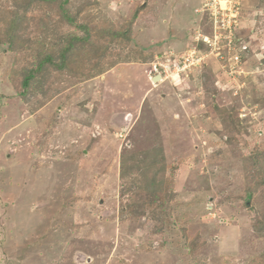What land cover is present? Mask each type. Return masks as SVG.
<instances>
[{"label":"rangeland","instance_id":"rangeland-1","mask_svg":"<svg viewBox=\"0 0 264 264\" xmlns=\"http://www.w3.org/2000/svg\"><path fill=\"white\" fill-rule=\"evenodd\" d=\"M0 264H264V0H0Z\"/></svg>","mask_w":264,"mask_h":264},{"label":"trees","instance_id":"trees-1","mask_svg":"<svg viewBox=\"0 0 264 264\" xmlns=\"http://www.w3.org/2000/svg\"><path fill=\"white\" fill-rule=\"evenodd\" d=\"M134 18H135V15L133 16L132 19H134ZM27 80H28V77H26V78L23 80V84H27Z\"/></svg>","mask_w":264,"mask_h":264},{"label":"water","instance_id":"water-1","mask_svg":"<svg viewBox=\"0 0 264 264\" xmlns=\"http://www.w3.org/2000/svg\"><path fill=\"white\" fill-rule=\"evenodd\" d=\"M158 76H156L154 79L156 80Z\"/></svg>","mask_w":264,"mask_h":264}]
</instances>
